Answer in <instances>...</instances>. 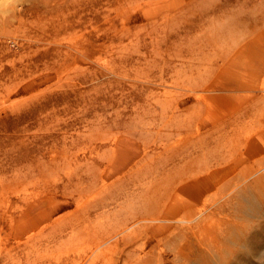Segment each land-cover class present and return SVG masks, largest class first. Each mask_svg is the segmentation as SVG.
<instances>
[{"label":"rangeland","instance_id":"374dc122","mask_svg":"<svg viewBox=\"0 0 264 264\" xmlns=\"http://www.w3.org/2000/svg\"><path fill=\"white\" fill-rule=\"evenodd\" d=\"M6 1L21 4L0 22V205L11 200L15 206L18 195L51 184L86 189L93 169L106 166L110 176L103 174L104 181H125L127 170L120 174L109 167L112 152L114 164L124 168L140 161L139 171L160 165L144 152L156 161L175 153V162L204 159L193 171L201 176L204 163L210 167L223 159V169L234 167L235 143L262 144L264 46L258 44L254 54L261 58L259 68L240 61L242 51L230 46L263 29L264 0ZM225 23L234 29L221 38ZM252 55L245 54L255 59ZM241 73L250 90L233 86ZM213 81V92L195 87ZM196 134L203 141L200 149H194ZM247 149H241V165L264 164V147L253 157L259 163L245 162ZM248 169L239 179L250 175ZM50 201L56 214L74 210L59 194ZM215 213L225 232L229 226L242 230L228 242L206 226L199 247L216 241L223 256L211 264H264V205L246 214ZM7 229L0 223V264H12L3 259L8 250L25 264V255L12 248L16 233Z\"/></svg>","mask_w":264,"mask_h":264},{"label":"bare ground","instance_id":"6f19581e","mask_svg":"<svg viewBox=\"0 0 264 264\" xmlns=\"http://www.w3.org/2000/svg\"><path fill=\"white\" fill-rule=\"evenodd\" d=\"M19 4H21V1L8 3L6 0H0V22L6 19L4 17L6 13H9L12 17ZM144 5L142 4V6ZM225 24L227 25V23ZM226 25H222L221 38L234 29L233 24ZM262 26L263 29L258 30L259 32H256L255 35L253 32L249 33L250 38H246L247 41L244 43L239 40L242 44L235 45L237 47L234 49H232L234 44L230 46L231 50L242 51L240 61L249 63L253 68H259L260 66L258 59L261 58L257 59L258 55L254 54L258 53L255 52L260 47L258 44L264 46V20ZM238 34L235 35L238 36ZM208 37L210 36L208 35ZM262 51H264V48ZM247 53H252L255 59L247 58L248 55L245 56ZM226 61L232 62L230 57ZM231 65L233 64L230 63V67ZM243 73L245 74V72ZM243 76L241 73L238 79V75H235L236 81L237 79L239 81L233 86H236L237 90L248 89L249 83H243ZM262 76L264 77V75ZM208 83H206L207 85L195 83V87L201 89V91H207L206 93L213 92L212 85L214 81ZM249 86L251 88V85ZM202 103L206 105L205 101ZM252 134H250V137ZM195 136L194 149H200L203 141H201L199 134ZM231 140L237 142L235 139ZM245 140L240 145L235 143L233 151L236 156L233 155L232 157L239 158L243 154L241 149L252 146L247 149L249 159L245 162L259 163L253 157L262 152L264 140L262 144L254 140V145H249L250 142L248 141V143L247 139ZM221 144L223 145V143ZM224 144L227 143L224 142ZM176 154L171 156L172 159L158 157L156 161L157 158L144 152L145 157L150 156L153 163L160 165L157 168L154 167V169L145 168L144 171H139L140 161L133 165H125L124 168L122 163L120 165L118 163L114 164L115 153L112 152L108 157L109 167H113L110 169L119 173L127 170L128 179L125 181L119 178H117L119 179L117 181H104L103 174L106 177V173H108L106 166L103 170L95 171L93 169L94 173L89 174L92 181L89 182L86 189L82 187L83 185L76 187V184L66 182L61 186L51 184L41 191H27L15 198V206L12 205L13 201L11 200H6L3 203L4 205H0V220L2 219L0 223L6 222L7 231L16 233L17 239H15L13 245L11 242V245L12 248L18 249L22 252V255H25V264H180L182 260L192 263L195 262V259L202 260L201 263L203 264L218 262L223 258L222 251L218 248L219 243H216V241L207 242L200 248V242L205 239H202L204 236L201 237V234L208 226L218 230L219 240L222 238V240L229 242L235 239L242 229L228 225L230 228H227L225 232V229L220 228L222 224L224 226V222L221 223L220 220L217 222L219 217L215 218V212L231 210L235 214L236 212L246 214L248 211H255L258 204L263 206L264 164L261 163L256 167H249V165L245 167V164H242V166L237 158L234 167L223 169V159L221 162L216 160L215 165L211 164L210 167L203 162L205 165L202 166V169L205 171L198 168L199 171L203 172L201 173L203 175L199 176L197 171H193L197 169L195 165L199 167L200 162L204 159L199 160L190 157L187 162H184V160V163L175 162ZM112 163L113 165H111ZM184 165L186 166L183 168ZM237 167L238 169L242 168L238 170ZM246 168L250 175H245L244 178L239 179L240 174H243L242 171ZM247 169L244 173L247 172ZM108 176H110L109 173ZM75 177L83 180L80 174ZM77 182H79L78 179ZM2 187L3 184L0 182V189ZM84 192L89 193V196H84ZM95 192H98L97 196H91ZM55 194L67 199V203L73 205L74 210L66 212V214H56L58 213L57 209L50 206V200ZM30 200L33 201L30 202ZM235 222L233 221V223ZM105 223L108 226H105ZM231 230H234V232H231ZM205 241L204 243H206ZM152 242H154L153 246L148 248ZM29 251L35 252L32 253L34 254L33 258H29L31 255ZM9 252L10 250L6 252V256L3 257L4 260L11 258L12 264H23L17 262L19 261L17 256H9Z\"/></svg>","mask_w":264,"mask_h":264},{"label":"clouds","instance_id":"9594fccd","mask_svg":"<svg viewBox=\"0 0 264 264\" xmlns=\"http://www.w3.org/2000/svg\"><path fill=\"white\" fill-rule=\"evenodd\" d=\"M242 42V41H241Z\"/></svg>","mask_w":264,"mask_h":264}]
</instances>
